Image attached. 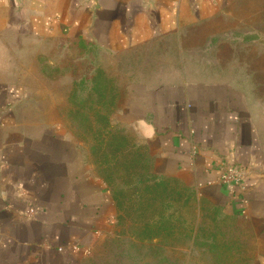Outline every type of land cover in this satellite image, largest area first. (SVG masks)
Instances as JSON below:
<instances>
[{"label": "crops", "instance_id": "0c3cea01", "mask_svg": "<svg viewBox=\"0 0 264 264\" xmlns=\"http://www.w3.org/2000/svg\"><path fill=\"white\" fill-rule=\"evenodd\" d=\"M235 1L99 0L94 11L86 0H0V42L7 44L0 54L15 53L13 39L134 52L209 24ZM250 5L264 11V0ZM262 17L257 21L264 23ZM10 67L0 62V68ZM5 76L0 264H83L113 226L111 193L56 114L31 97L25 79ZM257 108L235 78L182 72L174 80L130 81L118 115L148 151L157 177L191 188L223 219L248 223L253 252L244 264H264V118ZM223 164L246 171L242 189L220 183Z\"/></svg>", "mask_w": 264, "mask_h": 264}, {"label": "rangeland", "instance_id": "374dc122", "mask_svg": "<svg viewBox=\"0 0 264 264\" xmlns=\"http://www.w3.org/2000/svg\"><path fill=\"white\" fill-rule=\"evenodd\" d=\"M250 1L237 0L209 24L149 50L119 54L79 41L13 39L15 53L0 54V62L11 63L0 75L25 79L111 193L113 226L83 264H244L252 254L248 223L223 219L191 188L157 177L148 151L118 117L130 81L174 80L183 72L237 79L264 118V23L257 21L264 11Z\"/></svg>", "mask_w": 264, "mask_h": 264}, {"label": "built area", "instance_id": "2783aa9c", "mask_svg": "<svg viewBox=\"0 0 264 264\" xmlns=\"http://www.w3.org/2000/svg\"><path fill=\"white\" fill-rule=\"evenodd\" d=\"M2 115L0 114V121ZM246 171L236 164H223L220 168V183L224 186L228 187H236L239 189L243 188L245 179H246Z\"/></svg>", "mask_w": 264, "mask_h": 264}, {"label": "water", "instance_id": "95a60500", "mask_svg": "<svg viewBox=\"0 0 264 264\" xmlns=\"http://www.w3.org/2000/svg\"><path fill=\"white\" fill-rule=\"evenodd\" d=\"M86 2L90 3V9L94 11L99 6V0H86Z\"/></svg>", "mask_w": 264, "mask_h": 264}]
</instances>
